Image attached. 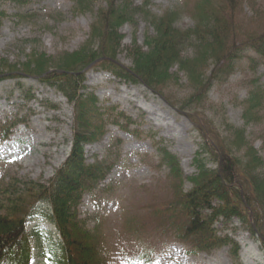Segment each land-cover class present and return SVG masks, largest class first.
Wrapping results in <instances>:
<instances>
[{
	"label": "trees",
	"instance_id": "16d2710c",
	"mask_svg": "<svg viewBox=\"0 0 264 264\" xmlns=\"http://www.w3.org/2000/svg\"><path fill=\"white\" fill-rule=\"evenodd\" d=\"M136 1L69 0L75 15L95 16L90 39L79 51L56 58L34 50L21 65L0 61V79L35 78L61 93L73 107L71 153L52 179L47 184L17 179L0 183V264H32L28 222L37 216L38 204L49 206V219L61 238L46 255L54 264H151L169 241L183 244L190 254L230 247L232 257L239 260V244L218 231V225L234 220L264 249V159L244 129L227 119L217 123L205 114L213 87L227 82L246 60L252 73L244 83L247 97L240 103L243 120L259 129L250 135L262 140L264 150V85L258 75L264 67V2L184 0L178 9L156 15L150 0L138 7ZM0 3L26 7L31 1ZM136 17L144 19L155 36L146 41L147 52L140 47L129 51L133 65L127 68L117 59L118 31L124 25L134 26ZM183 18L194 27L178 28ZM185 48L191 53L188 58L182 55ZM175 65L187 80L182 87L178 76L170 73ZM92 69L147 87L171 108L187 113L203 136L191 177L185 176L180 160L164 143H156L151 160L154 169L166 175L152 186H140L141 197L124 210L117 227L120 246L114 239L109 242L104 219H96L98 224L88 230L80 218L84 197L103 196L106 190L101 186L118 163L110 160L111 150L102 160L88 163L85 148L101 142L108 126L133 134L135 125L125 113L103 108L88 93L86 75ZM15 125H1L2 140L10 137Z\"/></svg>",
	"mask_w": 264,
	"mask_h": 264
},
{
	"label": "rangeland",
	"instance_id": "374dc122",
	"mask_svg": "<svg viewBox=\"0 0 264 264\" xmlns=\"http://www.w3.org/2000/svg\"><path fill=\"white\" fill-rule=\"evenodd\" d=\"M30 1L26 7L0 3V61L21 65L26 61V55L34 50L58 58L64 53L79 51L90 39L95 16L75 15L69 0ZM183 1L150 0L151 10L156 15H163L167 10L178 9ZM142 3L143 0H137L135 6ZM135 22L134 26L124 25L118 31L120 49L117 59L127 68L133 65L129 51L140 47L147 52L146 41L155 36L144 19L136 17ZM193 27L194 23L188 18L178 24L180 29ZM182 55L190 57V50L185 48ZM249 69L244 60L227 82L213 87L205 114L217 123L227 119L230 125L244 129L264 159L262 140L250 135L259 129L246 125L240 104L247 97L244 83L247 75L252 73ZM88 72L85 83L88 93L94 94L103 108H115L135 124L133 134L108 126L104 140L87 147L86 157L92 163L95 158L107 157L106 148L118 142L109 153L110 160H118V163L102 186V189L107 188L106 193L94 198L85 197L80 210V218L87 222L88 230H93L98 220L104 219L103 229L109 242L112 239L117 242L116 225L123 209L134 207V202L141 197L140 186H152L166 175L164 170L156 171L155 161L151 160L155 157L156 143L167 145L180 159L185 176L191 177L195 174L193 159L203 143V136L188 121L187 113L173 110L145 86L120 80L100 69ZM170 73L178 76L180 87L187 84L178 65ZM258 75L264 85V67L258 69ZM20 77L0 79V127L20 122L6 142L1 141L0 131V183L17 179L47 184L71 153L73 109L53 88L44 86L35 78ZM27 94L31 98H27ZM152 134L156 136L155 140H152ZM39 217L29 227L35 256L33 264H49L45 255L61 242L48 215L40 213ZM218 231L221 236H229L239 244V260L232 257L230 247L211 254L188 256L183 245L171 244L155 264H264L261 243L238 221L220 224Z\"/></svg>",
	"mask_w": 264,
	"mask_h": 264
},
{
	"label": "bare ground",
	"instance_id": "6f19581e",
	"mask_svg": "<svg viewBox=\"0 0 264 264\" xmlns=\"http://www.w3.org/2000/svg\"><path fill=\"white\" fill-rule=\"evenodd\" d=\"M149 113H150V112H148V114H149ZM151 114H153L154 116H156L155 113H153V112H151Z\"/></svg>",
	"mask_w": 264,
	"mask_h": 264
}]
</instances>
